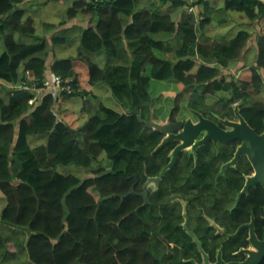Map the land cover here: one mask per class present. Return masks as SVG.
I'll use <instances>...</instances> for the list:
<instances>
[{"label": "trees", "instance_id": "16d2710c", "mask_svg": "<svg viewBox=\"0 0 264 264\" xmlns=\"http://www.w3.org/2000/svg\"><path fill=\"white\" fill-rule=\"evenodd\" d=\"M3 1L0 6L3 4V9L7 7L6 11L0 13V44H3L4 48L0 54V86L9 91V99L5 102L0 98V221L4 225L7 224L9 233L0 234V264H154V256L167 254L168 250L164 242H160L159 236L169 238L170 234L164 226L157 228V244L154 246V237L151 243L148 242L147 238L154 230V221L156 222L154 211L151 204L144 206L145 208L141 206L144 203L142 198L127 196L133 181V178L129 177L134 174L158 175L169 161L172 146H167L168 151L166 146L156 151L164 139L163 133L147 128L132 109H137L146 117L144 119H149L150 114L154 113L156 122L166 124L170 118L174 122L187 119L193 115V111L206 116L216 112L233 118V105L239 104L240 112L249 124L255 129L258 128V132H263L264 102L252 100L250 92L253 90L260 94L264 90V24L256 40L258 59L256 65L250 69V79L239 80L232 77L229 80L227 73L233 70L239 61L243 63L244 51L252 35L247 30H241L234 39L209 45V38L205 35L206 26H202L210 21L208 15L213 9L206 0L193 1V6H197L199 11V7L205 5L208 15L207 19L199 24L202 26L197 25L195 17L187 13L180 23L174 22L169 15L168 19L167 15H161V12L156 10L152 12V17L148 11L137 10L139 0H135V3L134 0H104L94 3L77 0L75 6H70L66 11L65 17L68 18H64L62 23L76 18L80 12L89 13L92 19H97L99 23L96 22L95 27L81 30V53L77 57L57 59L54 61L55 65L52 64L49 68L46 56L49 51L47 33L55 24L53 27L52 24H46V32L42 34L35 24L32 25L31 19L24 21L22 18L24 11L18 8V5L24 0ZM182 1L173 0L172 3L175 6L182 4L185 9L188 4ZM82 8L85 9L84 12ZM223 8L226 11L243 13L248 19H252V22L264 21V2L261 0H224ZM162 16L167 19H162ZM142 18L146 20L143 21ZM17 24L20 26L16 29ZM22 38L31 41L24 43ZM68 39L59 40L55 37L53 40L56 44L51 41L52 45H60ZM97 40H103L101 44L105 48H100L101 44ZM166 42L171 46L166 48L173 52L171 57L160 52ZM21 46H25L26 50L23 48L22 51ZM125 46L135 48L131 57L124 52ZM119 47L123 55L120 54ZM103 49L106 50L105 54H108L106 60L108 59L110 64L106 63L105 69L96 64L90 56ZM120 58H126L127 63H121ZM71 59L75 61V66ZM39 60L44 62H38ZM80 67L82 69H79ZM30 70L32 77L29 78ZM49 73L53 76L74 78L75 83H81L79 85L85 93L65 94L67 104L59 112L55 110L59 97L54 92L43 94L39 103L36 102L39 105L33 106L29 103L33 96L29 92L17 91L15 96L10 94V89L14 85H21L23 80L30 83L34 82V78L42 81ZM152 80L168 81L171 88L176 85L177 91L170 93L171 99L165 97L166 93L161 95L166 104L168 101L174 102L172 110L167 112L165 117L159 115L155 109L156 98L150 92ZM92 82L96 84L93 86ZM101 83L109 86L112 96L125 112L121 113L122 109L115 105L117 110L102 105L103 117H88L87 104L89 99L94 97L93 88ZM37 85L40 90H45L42 84ZM219 93L229 96L211 103L208 101L210 96ZM44 95L46 97L43 98ZM52 99L56 103H53ZM257 112H261V116ZM258 121L260 122L257 123ZM142 132L145 133L144 136ZM28 135L32 137L30 143ZM78 135H81V140ZM37 137L46 138L47 144L35 148L32 141ZM71 165L78 169L89 168L87 172L94 177L82 180L74 174L65 175L60 171L61 167ZM177 173L178 167L168 171L166 177L169 179L166 178L167 182L164 183L168 185ZM161 187L160 191L163 190V185ZM257 197L259 204L264 206L262 190ZM152 202L153 197L150 198V203ZM258 214L261 215L262 212ZM178 231L177 236L182 238L184 232ZM10 243L14 245L13 251L8 249ZM175 252L179 253L178 250ZM151 254L153 258L150 261Z\"/></svg>", "mask_w": 264, "mask_h": 264}, {"label": "flooded vegetation", "instance_id": "af4514ba", "mask_svg": "<svg viewBox=\"0 0 264 264\" xmlns=\"http://www.w3.org/2000/svg\"><path fill=\"white\" fill-rule=\"evenodd\" d=\"M203 116L211 121H215L216 126H204L203 132L195 139L194 144L206 139L208 132L215 133L217 142L211 139L198 146L196 151L193 150V145L182 150L175 162V164L178 162V166L174 164L171 167L172 169L175 166L178 167V173L172 177V181L168 185L164 182L167 181L166 175L170 171V168L163 177L160 178V175L163 169L171 163L175 147L182 143L176 139H173L167 145L169 147L172 146L169 152L170 161L165 164L158 175L149 176L144 174L141 177V175L134 174L135 176H131L133 178L132 187L127 196L136 195L142 198L144 202L142 206L151 204L156 215V217L154 215L156 219V222L153 223L154 230L151 232V237L147 238L148 242L151 243L153 237H155L154 234L156 233L154 231L157 228L164 226L170 234L169 238L159 236L160 242L163 241L168 247V254H164V257L162 255L160 257L155 255L154 260L156 262L154 264H239L248 259L249 254L247 250L254 249L251 238L256 237L259 241H264V206L259 204L257 197L261 190L264 195V187L260 183L254 185L250 183V179L255 177L256 168L248 154L240 152L237 157L242 147V141L239 139V136L234 137L231 133L240 130L241 127L237 128L236 126L225 124V121L238 122L239 119L235 111L233 118L216 112H211L207 116L203 114ZM189 118L196 123L198 122V119L193 115L187 119ZM187 119L181 121H186ZM252 128L258 134L260 133L254 127ZM184 130L185 126H181L178 130H171L170 133L178 135ZM263 133L264 131L260 134ZM163 135L165 138L167 134L163 133ZM158 177L160 181H152V179ZM162 185L165 187L162 190L163 194L160 191ZM133 189L134 193H132ZM146 193L147 197L144 196ZM155 193H157L158 197ZM154 196L157 198V201ZM151 197L154 198V202L152 203H150ZM162 202L165 204L163 205ZM156 210L158 211L157 213ZM258 212H262V214L259 215ZM157 215L159 218H157ZM174 216L177 218V221ZM173 217L175 220H173ZM180 218L181 220H179ZM180 229L182 232L185 231V237L183 236L184 238L179 239L176 235ZM189 237L194 238L192 240ZM170 239L172 240L171 242H169ZM175 239L177 240L176 242H174ZM138 244L140 247V237ZM156 244L157 240L154 239V246ZM173 248L174 250H178L179 253L174 252ZM205 253L208 263L205 260ZM176 256L177 261L175 260ZM152 258V255H150V261ZM259 264H264V258Z\"/></svg>", "mask_w": 264, "mask_h": 264}, {"label": "rangeland", "instance_id": "374dc122", "mask_svg": "<svg viewBox=\"0 0 264 264\" xmlns=\"http://www.w3.org/2000/svg\"><path fill=\"white\" fill-rule=\"evenodd\" d=\"M45 1V2H44ZM61 1V2H60ZM77 0H43L40 4L38 3V2H36V3H38V4H36V3H33L32 5H29V6H27V9L29 10V11H31L32 13H37V11L39 10L41 13H45V12H49V13H53V15H55L56 16V18L55 19H52V20H54V22H58L59 21V18H60V21H63V19L65 18V14L64 13H66V11H68V10H66V8L68 9L70 6H72V5H74L73 3H75ZM152 2L153 0H148V3L149 2ZM210 1H214V0H208V5H210V7H213V8H217V6H218V4H219V2H217L216 3V1H218V0H215L214 2L216 3V4H212ZM47 2V3H46ZM68 2V3H67ZM87 2L88 3H92L91 1H89V0H87ZM99 2H101V1H99ZM213 2V3H214ZM94 3V2H93ZM45 6H44V5ZM38 5L40 6V7H38ZM51 5V6H50ZM34 6V7H33ZM43 6V7H42ZM50 8H49V7ZM205 5L203 4L202 6H201V8H200V10H201V12H202V14L203 15H205V17L207 16V14H206V11H205V7H204ZM214 6H216V7H214ZM33 7V8H32ZM60 7H62L61 9H60ZM30 8H32V9H30ZM42 9V10H41ZM46 9V10H45ZM51 11H50V10ZM64 9V10H63ZM45 10V11H44ZM59 11V12H58ZM61 11V12H60ZM164 10H162V12H163ZM204 12V13H203ZM230 12V13H229ZM218 13H219V16H218ZM221 13V14H220ZM228 13V14H227ZM237 12H235V11H226L225 9H220V11H219V9L218 10H214L213 9V11L210 13V21H209V23H208V25L207 26H209V27H207L206 28V30H205V32L207 33V34H205L208 38H209V40H207V43L209 44V45H211L212 43H216V42H227V40H230L231 38H230V36L229 35H225L224 36V38L223 37H221L220 35H219V28H222V29H227L229 32L232 30V32H233V36H234V32H235V30H237L238 28H236L235 30L231 27V28H227V24L225 23L229 18L232 20V18H233V16L234 15H231V14H236ZM63 14V15H62ZM213 14V15H212ZM237 14H239V13H237ZM81 15H83L84 16V13H81ZM35 16V15H34ZM61 16V17H60ZM63 16V17H62ZM82 16V17H83ZM184 16V15H183ZM182 16V17H183ZM216 16H218V17H216ZM245 15H241L240 17H241V19L243 20V22L245 23V25H248L249 24V22L251 21V20H249L246 16L244 17ZM58 17V18H57ZM227 17V18H226ZM229 17V18H228ZM214 18V19H213ZM224 18V21H222V19ZM248 19V20H247ZM43 21V22H39V21ZM45 16H41V17H39V18H37L36 19V17H34V18H32L31 19V23L32 24H35L38 28H39V30H40V33H45L46 32V29H45V26H44V22H45ZM217 20H221V21H217ZM226 20V21H225ZM216 21H217V23H218V25L215 27V25H216ZM257 22V23H256ZM256 22H253V24H251L252 26H253V29H252V38H251V40H250V42H249V46H248V48H247V51L245 52V54H244V56H243V61L245 62V65L244 66H239V67H236V68H234L233 70H231V71H229L228 73H227V78L230 80L232 77H234V78H237V79H239V80H243V79H245V80H249L250 79V77H251V73H250V69L252 68V67H254L256 64H255V57L257 56L256 54H257V47L255 46V44H256V42H255V40H257V37L260 35L259 33H260V29L262 28V24H264V21H256ZM60 23V22H59ZM212 23V24H211ZM222 24V25H221ZM43 25V26H42ZM234 25H236V23L234 24ZM220 26V27H219ZM228 26H230V25H228ZM42 27V28H41ZM53 27V26H52ZM37 28V29H38ZM235 28V27H234ZM43 29V30H42ZM246 30L247 28H245V27H242V28H239V30ZM259 29V30H258ZM54 30V28H51L50 30H49V32L50 31H53ZM214 30L218 33L217 35L215 34V32H214ZM234 30V31H233ZM247 31H249V30H247ZM49 33H47V35H48ZM202 34H204V33H202ZM213 35V36H212ZM61 37H65V35L64 34H61L60 35ZM232 36V37H233ZM212 38V39H211ZM230 38V39H229ZM216 39V40H215ZM226 40V41H223V40ZM222 40V41H221ZM22 41H27V42H30L31 40L30 39H27V38H22ZM213 41V42H212ZM53 43H54V41H53ZM55 45V44H54ZM58 46H60V45H58ZM57 45H55V47H54V49H52V51L53 52H58V53H63L64 51H62V50H60V49H62V48H60V47H58ZM76 47H77V49L79 48L78 47V45H75ZM74 47V46H73ZM74 48H72V50H71V52H70V50H68L69 51V54H67V56H65V57H67V58H69V56L70 57H73L74 56V50H73ZM3 50H4V48H3V46L2 45H0V54L3 52ZM73 55H71V54ZM256 53V54H255ZM173 53H170V54H167V56L168 57H171V55H172ZM170 55V56H169ZM57 57V56H56ZM57 58H59V57H57ZM251 62V63H250ZM243 68V69H242ZM241 70V71H240ZM236 71V72H235ZM239 71H240V73H239ZM242 72V73H241ZM263 75H264V72H263ZM28 76L29 77H31L32 76V71H30V74H28ZM39 82H40V80H38L37 81V79H34V83H38L39 84ZM24 83H26L25 81L24 82H22V84H23V87H21V88H19V89H17V90H15L14 91V93H16L17 91H30L29 89L31 88V86H29V85H26V86H24ZM174 85V84H173ZM16 86H20V85H16ZM39 86V85H38ZM176 85L174 86V88H171V84L168 82V81H158V80H152V84H151V88H150V92H151V94H152V96L154 97V98H156V102H155V109H156V111H158L159 112V115H161V116H163V117H165L166 115H167V112H169L170 110H172V107L174 106V102L173 101H168L167 102V104H166V101H165V98L164 99H162V97H161V95L163 94V93H166L165 94V97H168V99H171L170 98V93H174V92H176L177 90H176ZM15 88V87H14ZM37 91H39L40 93H41V98H42V93H47L49 90H46V88H44L43 87V89H45V90H41L40 91V89L37 87ZM44 91V92H43ZM264 91V90H263ZM7 92H9L8 90H5L4 88H2V90H1V88H0V97L1 98H3V99H6L5 97H6V95H7ZM13 91H12V88L10 89V94L12 93ZM34 91H30L29 93H33ZM55 93H56V95L59 97V96H62V97H66L65 96V94H67V93H58V92H56L55 91ZM251 93V99L252 100H254V101H260V102H264V94L263 93H260V94H257L255 91H251L250 92ZM6 94V95H5ZM60 94V95H59ZM5 95V96H4ZM33 95V94H32ZM4 96V97H3ZM224 96H229L228 94H226V93H219V94H217V95H214V96H210L209 97V102L211 103V102H213V101H215V100H218L219 98H221V97H224ZM258 96V97H257ZM263 96V97H262ZM161 97V98H160ZM67 98V97H66ZM261 98V99H260ZM101 99V98H100ZM31 100L32 101H30V103H32L31 105L33 106V105H35L36 104V100L37 99H35L34 98V95L32 96V98H31ZM109 100L110 99H108L107 100V102H106V106H110V108H113V109H115V107H114V104H110L109 103ZM34 102V103H33ZM37 102H38V100H37ZM58 107H55V109H56V111H58L59 112V110H62V109H64L66 106L64 105V104H62V103H58V104H56ZM60 107V108H59ZM157 107H158V109H157ZM58 109V110H57ZM115 110H117V109H115ZM153 115H155L154 113H153ZM191 117V116H190ZM158 122V121H157ZM17 128H19V126L17 125ZM79 136V139L81 140L82 138H81V135H78ZM42 140H46V138H42V137H37L36 138V141H42ZM33 142H35V141H33ZM33 146H37V143L35 142L34 144H33ZM63 167H61V169H62ZM60 169V170H61ZM64 170V172H62ZM80 170V171H79ZM68 173H67V172ZM61 172L63 173V174H65V175H67V174H76V175H85V173H84V170H81V169H78L77 168V170H76V167L75 166H72V168L69 166V167H66V168H63L62 170H61ZM72 172V173H71ZM67 173V174H66ZM0 233L1 234H8L9 233V230H8V228H7V226L6 225H4V224H1V222H0ZM3 235H1V236H3ZM8 249L10 250V251H13V249H14V245L12 244V243H10L9 245H8Z\"/></svg>", "mask_w": 264, "mask_h": 264}, {"label": "crops", "instance_id": "0c3cea01", "mask_svg": "<svg viewBox=\"0 0 264 264\" xmlns=\"http://www.w3.org/2000/svg\"><path fill=\"white\" fill-rule=\"evenodd\" d=\"M30 1V2H29ZM29 1H27V0H25V1H23V3H21L20 5H18V8H20L21 10H23L24 11V14H23V17L22 18H24V21H26V20H28V19H32V18H34V17H36V19L37 18H39L40 16H45V22H44V26L46 25V24H55V27H54V29H55V31L53 30V31H51V32H49V36H48V42H49V51H48V54H47V62H48V66H49V68L52 66V64L54 63V61L55 60H57V59H66L65 58V55L64 54H68L67 52H68V50H70L71 49V47L72 48H74L73 50H74V56L73 57H77L81 52L79 51V48L77 49V47L75 46V45H78V47H79V45H80V43H81V30L82 29H87V28H89V23H91L90 24V27H95L96 26V22H97V19H95V20H93L92 19V16L88 13H85L84 14V16L83 15H81V13L76 17V19L74 18V19H72L73 21H71V20H67L65 23H62V21H60V18H59V21L58 22H54V20H52V19H55L56 18V16L55 15H53V13L51 12V13H49L48 11L47 12H45L44 14L43 13H41L39 10L37 11V13L35 14V13H32L31 11H29L28 9H27V6L28 5H31L32 3H36V2H42L43 0H29ZM261 1H264V0H261ZM28 2V3H27ZM157 2V3H156ZM208 2V1H207ZM218 2H219V4H218V6H217V8H213V7H211L212 9H214V10H218V9H221V8H223L224 7V0H218ZM167 5V6H165V5ZM164 5V6H163ZM174 4H172V2H170V1H163V0H153L152 2H149L148 3V0H139L138 2H137V10L139 11V10H145V11H148V13H149V15L150 16H152L153 17V11H159V12H161V13H163V14H165V15H169V13H171L169 16H171V18L172 19H174L173 21L174 22H176V23H180L182 20H180V19H182V16H183V14H185V13H187L186 12V10L183 8V7H179V6H173ZM26 10V11H25ZM66 10H67V8H66ZM162 10H164L163 12H162ZM31 12V13H30ZM180 12V13H179ZM239 13V12H238ZM65 14V13H64ZM207 14V13H206ZM35 15V16H34ZM231 15H234L233 17L234 18H232V20H227L226 21V24H227V27H229V28H233L234 29V27H236V28H242V27H246V26H248V28L247 29H249L250 28V26H251V24H253L252 23V21H250L249 22V24L248 25H245V23L243 22V20L241 19V15H244V14H231ZM54 16V17H53ZM83 16V17H82ZM89 16V17H88ZM178 17V18H177ZM209 17H210V15H209ZM81 18H82V21H81ZM176 18V19H175ZM80 19V20H79ZM64 20V19H63ZM131 20V19H130ZM234 20V21H233ZM242 20V21H241ZM71 21V22H70ZM80 21V22H79ZM84 21V22H83ZM179 21V22H178ZM241 23H240V22ZM39 22H43V21H39ZM60 22V23H59ZM74 24H73V23ZM232 22L234 23V22H236L237 24L236 25H234V24H232ZM59 23V24H58ZM77 23V24H76ZM79 23V24H78ZM82 23V24H81ZM209 23V22H208ZM208 23H207V25H208ZM241 24V25H240ZM207 25H206V27H205V30H206V28H207ZM218 25V23H217V21H216V25H215V27ZM228 25H230V26H228ZM243 25V26H242ZM238 26V27H237ZM84 27V28H83ZM252 27V26H251ZM57 28V29H56ZM59 28V29H58ZM72 28V29H71ZM74 28H75V30H74ZM239 28L236 30V33H234V36H235V34H237L238 32H240L241 30H239ZM253 28V27H252ZM251 28V29H252ZM80 29V30H79ZM220 30L221 31H219V35L221 36V37H223L224 38V36L225 35H229L230 33H233L232 32V30L229 32L227 29H221L220 28ZM225 30V31H224ZM223 31V34L224 33H226V34H224L223 36H222V34H220L221 32ZM249 31H251L252 32V30H250L249 29ZM62 32V33H61ZM67 32V33H66ZM214 32H215V34L217 35V32L214 30ZM61 34H64L65 35V37H61L60 35ZM232 35L233 34H231L230 36L232 37ZM218 36V35H217ZM233 36V37H234ZM55 37H58V39H63V38H69L68 39V41H70V40H72V42H65V43H63V44H60V46H58V47H60V48H62V49H60V50H62V51H64L63 53H58V52H53L52 51V49H54V47L55 46H53L52 45V41L51 40H53ZM230 37V38H231ZM53 38V39H52ZM229 38V39H230ZM77 39H79V40H77ZM24 43H28L27 41H25ZM68 43V44H67ZM74 47H73V46ZM167 47H171V46H169V44L166 42L165 44H164V46H163V49L160 51L162 54H165V55H167V52L170 54V53H173L171 50H167L166 48ZM133 48H128L127 46L125 47V50H126V53H127V55H128V57H131V54H132V52H133V50H132ZM77 50V51H76ZM104 50V51H103ZM102 51H100V52H97V53H93V54H91L90 56H91V58H92V60L96 63V64H98L101 68H105V66H106V63H107V60L105 59L106 58V54H105V49H103ZM119 50H120V54L121 55H123L124 53H123V51H122V49H121V47H119ZM128 51V52H127ZM53 56V57H52ZM57 56V57H59V58H55V57ZM62 57V58H61ZM64 57V58H63ZM105 57V58H104ZM173 58V57H172ZM55 59V60H54ZM106 60V61H105ZM121 63H127L126 62V60L125 59H121ZM50 64V65H49ZM105 64V65H104ZM242 64L240 63V65H236L235 67H239V66H241ZM244 65H245V62H244ZM243 66V65H242ZM54 77H56V76H53V75H50V73H49V75H48V77H47V79L49 78L51 81H53V79H54ZM52 78V79H51ZM46 79V78H45ZM104 84H97V86L96 87H94L93 88V92H94V97L95 98H98V100L96 101V102H94V100H92V99H94V97H92V98H90V100L92 101V102H90V100H89V102H88V104H87V114H88V117L90 118V117H93V116H95V115H97V116H102L103 117V113H102V110H101V105H105L106 106V102H107V100L108 99H110L109 100V103L112 105V104H114L115 105V107H119V109H122V111H121V113H123V112H125L124 111V108L114 99V97L112 96V92H111V89L109 88V86H107V85H104ZM106 86V87H105ZM0 88H1V90H2V88L3 87H1L0 86ZM106 88V89H105ZM98 91V92H97ZM48 92H54L55 93V91L53 90V88H51ZM95 92H97V93H95ZM35 93V94H34ZM37 93V94H36ZM33 95H34V98L35 99H37L38 101L41 99V93L40 92H38L37 90H36V92H33L32 93ZM38 97V98H37ZM101 98V99H100ZM105 98H107V99H105ZM8 99H9V96L8 95H6V99H4L5 100V102H7L8 101ZM101 100V101H100ZM106 100V101H105ZM112 100L114 101V102H112ZM59 103H62V104H64V105H66L67 104V98L66 97H62V96H59ZM97 105H96V104ZM103 103V104H102ZM90 104V105H89ZM89 105V106H88ZM60 108V107H59ZM135 110H137V109H132V111L135 113ZM129 112H131V111H129ZM139 113V112H138ZM136 114V113H135ZM138 116L139 115H141L140 113L139 114H137ZM142 116V115H141ZM151 116H153V113H151L150 114V117ZM143 117V116H142ZM42 138H44V137H42ZM34 141V140H33ZM35 142H38V141H36L35 140ZM46 143V140H42L41 142H38L37 143V146L40 144V145H42V144H45ZM81 170H84V169H81ZM84 173H85V175H76V176H78L79 178H81L82 180H85V179H87V178H90V177H94V175L93 174H91V173H89V171L88 172H85V170H84ZM73 174V173H72ZM75 175V174H74ZM125 197H127V196H125Z\"/></svg>", "mask_w": 264, "mask_h": 264}, {"label": "water", "instance_id": "95a60500", "mask_svg": "<svg viewBox=\"0 0 264 264\" xmlns=\"http://www.w3.org/2000/svg\"><path fill=\"white\" fill-rule=\"evenodd\" d=\"M136 114H139L137 110H135ZM193 115L198 119V122H194L191 118L187 119L186 121H177L174 122L171 119L166 124H160L156 122L151 116L149 119H144L141 115H139L140 120L146 125L148 128H153L160 132L166 133V137L162 140V142L156 148V151L164 148L167 146L173 139L181 141L182 143L178 145L172 155L173 159L169 165H167L163 171L161 172L160 178L163 177L166 171L171 168L177 158L179 153L184 150L185 148L193 145V150L196 151L197 147L203 144L207 140H214L217 142V138L213 134V132H208V136L203 141L194 144L195 139L203 132L204 126H216L214 121H211L203 116L202 113L198 111H193ZM235 113L238 117V122H231L225 121V124H229L236 127H241L240 130H236L231 133L234 137H240L242 141V147L240 148L239 153H247L250 157L251 161L253 162L256 168L255 177L250 179L251 184L260 183L264 187V133L258 134L249 122L244 118V116L240 112L239 105L235 107ZM181 126H185V130L182 131L178 135L171 134V130H178ZM213 134V135H212ZM160 178L152 179L156 182L160 181ZM253 181V182H252ZM134 189L132 193H134ZM147 197V193L144 194ZM251 243L254 247L253 250H247L249 257L248 259L239 264H259L264 258V242L258 240V238H251ZM205 260L207 262V255L205 253ZM220 262V260H219ZM208 263V262H207Z\"/></svg>", "mask_w": 264, "mask_h": 264}, {"label": "bare ground", "instance_id": "6f19581e", "mask_svg": "<svg viewBox=\"0 0 264 264\" xmlns=\"http://www.w3.org/2000/svg\"><path fill=\"white\" fill-rule=\"evenodd\" d=\"M1 1H3V0H1ZM1 1H0V2H1ZM24 1H25V0H24ZM27 1H29V0H27ZM55 1H56V0H55ZM67 1H68V0H67ZM82 1H83V0H82ZM86 1H87V0H86ZM86 1H85V2H86ZM197 1H198V0H197ZM206 1H208V0H206ZM214 1H215V0H214ZM214 1H213V2H214ZM242 1H243V0H242ZM244 1H245V0H244ZM3 2H4V4H5V1H3ZM21 2H22V1H21ZM29 2H30V1H29ZM44 2H45V1H44ZM60 2H61V1H60ZM107 2H108V1H107ZM115 2H116V1H115ZM135 2H136V1L134 0V3H135ZM150 2H151V1H150ZM165 2H166V1H165ZM170 2H171V1H170ZM172 2H173V0H172ZM182 2H183V1H182ZM210 2H211L212 4H216L218 1H216V3H215V2L213 3L212 1H210ZM14 3H15V2H14ZM17 3H18V2H17ZM17 3H16V4H17ZM19 3H20V2H19ZM27 3H28V2H27ZM38 3L40 4L41 2H38ZM38 3H36V4H38ZM46 3H47V2H46ZM67 3H68V2H67ZM92 3H93V2H92ZM156 3H157V2H156ZM193 3H194V2H193ZM245 3H246V2H245ZM1 4H2V3H1ZM32 4H33V3H32ZM32 4H31V5H32ZM73 4H74V3H73ZM81 4H83V3H81ZM87 4H88V3H87ZM106 4H107V3H106ZM172 4H173V3H172ZM195 4H196V3H195ZM202 4H203V3H202ZM205 4H206V3H205ZM241 4H242V3H241ZM241 4H240V5H241ZM9 5H10V4H9ZM43 5H44V4H43ZM45 5H46V4H45ZM45 5H44V6H45ZM111 5H112V4H111ZM164 5H165V4H164ZM164 5H163V6H164ZM185 5H186V4H185ZM238 5H239V4H238ZM2 6H3V4H2ZM2 6H0V7H1V11H0V13H1L3 10L6 11L5 9H6L7 6H6L4 9H3L4 6H3V7H2ZM11 6H12V5H10V7H11ZM28 6H29V5H28ZM50 6H51V5H50ZM74 6H75V5H74ZM102 6H103V5H102ZM135 6H136V5H135ZM165 6H167V5H165ZM173 6H174V5H173ZM178 6H179V5H178ZM180 6H182V4H181ZM180 6H179V7H180ZM198 6H199V5H198ZM201 6H202V5H201ZM206 6H207V5H206ZM8 7H9V6H8ZM29 7H30V6H29ZM33 7H34V6H33ZM33 7H32V8H33ZM38 7H40V6L38 5ZM42 7H43V6H42ZM48 7H49V6H48ZM93 7H94V6H93ZM133 7H134V6H133ZM182 7H183V6H182ZM209 7H210V5H209ZM214 7H216V6H214ZM237 7H238V6H237ZM239 7H240V6H239ZM14 8H15V7H14ZM14 8H13V9H14ZM32 8H30V9H32ZM49 8H50V7H49ZM61 8H62V7H60V9H61ZM71 8H72V7H71ZM87 8H88V7H87ZM87 8H86V9H87ZM116 8H117V7H116ZM180 8H181V7H180ZM240 8H241V7H240ZM242 8H243V5H242ZM246 8H247V7H246ZM78 9H79V8H78ZM80 9H81V8H80ZM80 9H79V10H80ZM82 9H83V8H82ZM92 9H93V8H92ZM109 9H110V8H109ZM134 9H135V8H133V10H134ZM181 9H182V8H181ZM199 9H200V7H199ZM221 9H224V8H221ZM255 9H256V8H255ZM11 10H12V9H11ZM41 10H42V9H41ZM45 10H46V9H45ZM45 10H44V11H45ZM49 10H50V9H49ZM63 10H64V9H63ZM67 10H68V9H67ZM79 10H78V11H79ZM84 10H85V9H83L82 12H84ZM107 10H108V8H107ZM117 10H118V9H117ZM117 10H116V12H118ZM182 10H183V9H182ZM208 10H209V9H208ZM211 10H212V9H211ZM19 11H20V10H19ZM25 11H26V10H25ZM50 11H51V10H50ZM134 11H135V10H134ZM183 11H184V10H183ZM219 11H220V9H219ZM58 12H59V11H58ZM60 12H61V11H60ZM85 12H86V11H85ZM100 12H101V11H100ZM103 12H104V10H103ZM106 12H107V11H106ZM235 12H237V11H235ZM243 12H244V11H243ZM3 13H4V12H3ZM9 13H10V11H9ZM30 13H31V12H30ZM80 13H81V12H80ZM80 13H79V14H80ZM107 13H108V12H107ZM112 13H113V12H112ZM133 13H134V12H133ZM179 13H180V12H179ZM203 13H204V12H203ZM229 13H230V12H229ZM237 13H238V12H237ZM237 13H236V14H237ZM259 13H260V11H259ZM259 13H258V14H259ZM45 14H46V13H45ZM84 14H85V13H84ZM87 14H88V13H87ZM121 14H122V13H121ZM139 14H140V13H139ZM170 14H171V13H169V15H170ZM220 14H221V13H220ZM227 14H228V13H227ZM240 14H241V13H240ZM242 14H243V13H242ZM11 15H12V14H11ZM15 15H16V13H15ZM18 15H19V14H18ZM18 15H17V16H18ZM62 15H63V14H62ZM98 15H99V11H98ZM135 15H136V14H135ZM143 15H144V14H143ZM161 15H163V14L161 13ZM183 15H184V14H183ZM207 15H208V14H207ZM212 15H213V14H212ZM124 16H125V15H124ZM171 16H172V15H171ZM186 16H187V14H186ZM204 16H205V15H204ZM208 16H209V15H208ZM218 16H219V13H218ZM218 16H216V17H218ZM10 17H11V16H10ZM40 17H41V16H40ZM53 17H54V16H53ZM60 17H61V16H60ZM62 17H63V16H62ZM66 17H67V16H66ZM66 17H65V18H66ZM75 17H76V16H75ZM88 17H89V16H88ZM119 17H120V16H119ZM159 17H160V16H159ZM159 17H158V18H159ZM163 17L165 18V16H162V19H163ZM166 17H167L168 19H170L168 15H167ZM184 17H185V16H184ZM187 17H188V16H187ZM244 17H245V16H244ZM18 18H20V17L18 16ZM57 18H58V17H57ZM67 18H68V17H67ZM102 18H103V17H102ZM122 18H125V17H122ZM167 18H165V19H167ZM177 18H178V17H177ZM226 18H227V17H226ZM228 18H229V17H228ZM233 18H234V17H233ZM70 19H71V18H70ZM72 19H73V18H72ZM75 19H76V18H75ZM99 19H100V18H99ZM142 19H143V18H142ZM142 19H141V20H142ZM165 19H164V20H165ZM175 19H176V18H175ZM206 19H207V18H206ZM213 19H214V18H213ZM221 19H222V18H221ZM223 19H224V18H223ZM223 19H222V21H224ZM79 20H80V19H79ZM104 20H105V18H104ZM121 20H123V19H121ZM125 20H126V19H125ZM132 20H133V18H132ZM132 20H131V22H132ZM144 20H146V19H143V21H144ZM151 20H153V18H152ZM173 20H174V19H173ZM180 20H183V18L180 19ZM228 20H231V19L229 18ZM247 20H248V19H247ZM249 20H252V19H249ZM40 21H41V20H40ZM71 21H73V20H71ZM71 21H70V22H71ZM81 21H82V18H81ZM106 21H107V20H106ZM106 21H105V22H106ZM143 21H142V23H144ZM154 21H155V19H154ZM165 21H166V20H165ZM204 21H205V20H204ZM204 21H203V22H204ZM217 21H221V20H217ZM225 21H226V20H225ZM233 21H234V20H233ZM241 21H242V20H241ZM63 22H64V21H63ZM79 22H80V21H79ZM83 22H84V21H83ZM133 22H134V21H133ZM140 22H141V21H140ZM152 22H153V21H152ZM157 22H158V21H157ZM163 22H164V21H163ZM169 22H170V21H169ZM178 22H179V21H178ZM208 22H209V21H208ZM239 22H240V21H239ZM244 22H245V21H244ZM8 23H9V22H8ZM25 23H28V22H25ZM72 23H73V22H72ZM91 23H92V22H91ZM91 23H89V27H90V24H91ZM97 23H99V22L97 21ZM137 23H138V22H137ZM137 23H136V24H137ZM196 23H197V22H196ZM225 23H226V22H225ZM235 23H236V22H234V23L232 22V24H235ZM240 23H241V22H240ZM256 23H257V22H256ZM0 24H1V23H0ZM58 24H59V23H58ZM73 24H74V23H73ZM76 24H77V23H76ZM78 24H79V23H78ZM81 24H82V23H81ZM150 24H151V23H150ZM205 24H206V23H205ZM211 24H212V23H211ZM236 24H237V23H236ZM5 25H6V23H5ZM10 25H11V24H10ZM32 25H33V24H32ZM47 25H48V24H47ZM108 25H109V24H108ZM117 25H118V24H117ZM119 25H120V24H119ZM147 25H149V24H147ZM221 25H222V24H221ZM240 25H241V24H240ZM19 26H20V25H19ZM19 26H18V24H17L16 29H17ZM25 26H26V25H25ZM42 26H43V25H42ZM48 26H49V25H48ZM50 26H51V25H50ZM52 26H53V24H52ZM97 26H100V25H97ZM141 26H142V25H141ZM141 26H140V27H141ZM199 26H202V25H199ZM205 26H206V25H203L202 27L204 28ZM242 26H243V25H242ZM251 26H252V25H251ZM251 26H250V28H249L250 30L253 29V28H252L253 26H252V27H251ZM5 27H6V26H5ZM34 27H35V26H34ZM119 27H120V26H119ZM127 27H129V26H127ZM207 27H209V26H207ZM219 27H220V26H219ZM237 27H238V26H237ZM37 28H38V27H37ZM41 28H42V27H41ZM83 28H84V27H83ZM100 28H101V27H100ZM107 28H108V27H107ZM147 28H148V27H147ZM149 28H150V27H149ZM227 28H228V27H227ZM245 28H248V26H246ZM251 28H252V29H251ZM38 29H39V28H38ZM56 29H57V28H56ZM58 29H59V28H58ZM71 29H72V28H71ZM92 29H93V28H92ZM134 29H136V28H134ZM221 29H222V28H221ZM235 29H236V27L234 28V30H235ZM249 29H246V30H249ZM4 30H5V29H4ZM4 30H3V31H4ZM11 30H13V29H11ZM20 30H21V29L19 28L18 31H20ZM26 30H27V29H26ZM42 30H43V29H42ZM74 30H75V28H74ZM79 30H80V29H79ZM89 30H90V29H89ZM89 30H88V31H89ZM136 30H137V29H136ZM222 30H223V29H222ZM234 30H233V31H234ZM240 30H241V29H240ZM258 30H259V29H258ZM22 31H23V30H22ZM22 31H21V32H22ZM24 31H25V30H24ZM27 31H28V30H27ZM54 31H55V29H54ZM118 31H119V30H118ZM141 31H142V30H141ZM145 31H146V30H145ZM147 31H149V30L147 29ZM198 31H201V30H198ZM202 31H203V30H202ZM219 31H221L220 28H219ZM224 31H225V30H224ZM29 32H30V33H31V32L33 33V31H29ZM89 32H90V31H89ZM89 32H86V33H89ZM95 32H96V31H95ZM249 32H251V31H249ZM61 33H62V32H61ZM66 33H67V32H66ZM91 33H92V32H91ZM96 33H97V32H96ZM100 33H101V32H100ZM102 33H103V32H102ZM200 33H201V32H200ZM234 33H236V30H235ZM238 33H239V32H238ZM1 34H2V33H1ZM4 34H5V33H4ZM11 34H12V33H11ZM23 34H25V33L23 32ZM27 34H28V33H27ZM44 34H45V33H44ZM92 34H93V33H92ZM122 34H123V33H122ZM124 34H125V31H124ZM134 34H135V32H134ZM144 34H146V33H144ZM144 34H143V35H144ZM196 34H197V33H196ZM217 34H218V33H217ZM220 34H222V36H223V35L226 34V33L223 34V31H222ZM231 34H233V33H230L229 36H230ZM259 34H260V33H259ZM13 35H14V34H13ZM34 35H35V34H34ZM97 35H98V34H97ZM143 35H142V36H143ZM235 35H236V34H235ZM43 36H44V35H43ZM47 36H49V35H47ZM84 36H85V35H84ZM93 36H94V35H93ZM212 36H213V35H212ZM232 36H233V35H232ZM4 37H5V36H4ZM90 37H91V36H90ZM134 37H135V35H134ZM136 37H137V36H136ZM201 37H202V35H201ZM225 37H226V36H225ZM230 37H231V36H230ZM235 37H236V36H235ZM235 37H234V38H235ZM87 38H89V36H88ZM91 38H92V37H91ZM95 38H96V37H95ZM121 38H122V35H121ZM132 38H133V36H132ZM157 38H158V37H157ZM157 38H156V39H157ZM197 38H198V37H197ZM234 38L231 37V39H234ZM52 39H53V38H52ZM100 39H103V38H100ZM124 39H125V38H124ZM161 39H162V38H161ZM211 39H212V38H211ZM44 40H45V39H44ZM59 40H61V39H59ZM77 40H79V39H77ZM83 40H84V39H83ZM88 40H90V39H88ZM120 40H121V39H120ZM131 40H132V39H131ZM138 40H139V39H138ZM197 40H198V39H197ZM215 40H216V39H215ZM226 40H227V39H226ZM226 40L224 39L223 41H226ZM41 41H42V40H41ZM41 41H40V42H41ZM47 41H48V39H47ZM53 41H54V40H53ZM92 41H96V40H92ZM97 41H98V40H97ZM102 41H103V40H102ZM102 41H101V42H102ZM121 41H122V40H121ZM221 41H222V40H221ZM227 41H229V40H227ZM98 42H100V41H98ZM101 42H100V44H101ZM123 42H124V41H123ZM128 42H130V41H128ZM204 42H205V41H204ZM212 42H213V41H212ZM255 42H256V44H257V41H256V40H255ZM42 43H43V42H42ZM54 43H55V42H54ZM93 43H94V42H93ZM96 43H97V42H96ZM115 43H116V41H115ZM201 43H202V42H201ZM229 43H230V42H229ZM30 44H31V43H30ZM32 44H33V43H32ZM35 44H36V43H35ZM43 44H44V43H43ZM55 44H56V43H55ZM67 44H68V43H67ZM84 44H85V42H84ZM230 44H231V43H230ZM0 45H3V44H0ZM26 45H27V44H26ZM37 45H40V44H37ZM53 45H54V44H53ZM57 45H58V44H57ZM135 45H136V44H135ZM213 45H214V44H213ZM35 46H36V45H35ZM72 46H73V45H72ZM81 46H82V45H81ZM101 46H103V45L101 44V45H100V48H102ZM106 46H107V45H106ZM137 46H138V45H137ZM146 46H147V45H146ZM197 46H198V45H197ZM226 46H228V45H226ZM24 47H25V46H21V47H20V48L22 49V51H23L24 49L26 50V48H24ZM27 47H28V46H27ZM83 47H84V49H85V46H83ZM95 47H97V45H95ZM103 47H104V46H103ZM125 47H126V46H125ZM134 47H135V46H134ZM5 48H6V47H5ZM23 48H24V49H23ZM48 48H49V47H48ZM48 48H47V49H48ZM93 48H94V47H93ZM100 48H99V49H100ZM104 48H105V47H104ZM128 48H129V47H128ZM130 48H131V46H130ZM132 48H133V47H132ZM137 48H138V47H137ZM21 49H20V50H21ZM134 49H135V48H134ZM134 49H132V50H134ZM71 50H72V47H71ZM71 50H70V52H71ZM124 50H125V49H124ZM136 50H137V49H136ZM36 51H37V50H36ZM76 51H77V50H76ZM86 51H87V50H86ZM88 51H89V50H88ZM96 51H97V49H96ZM103 51H104V50H103ZM115 51H116V49H115ZM168 51H169V50H168ZM42 52H43V51H42ZM124 52H126V51H124ZM127 52H128V51H127ZM26 53H28V55H29V52H28V51H27ZM46 53H48V52H46ZM67 53L69 54V51H68ZM110 53H111V52H110ZM110 53H109V54H110ZM63 54H64V53H63ZM70 54H71V53H70ZM106 54H107V53H106ZM115 54H116V53H115ZM132 54H133V53H132ZM167 54H169V53L167 52ZM255 54H256V53H255ZM28 55H27V57H28ZM64 55L67 56V54H64ZM71 55H72V54H71ZM107 55H108V54H107ZM111 55H112V54H111ZM256 55H257V54H256ZM46 56H47V55H46ZM72 56H73V55H72ZM132 56H133V55H132ZM169 56H170V55H169ZM52 57H53V56H52ZM54 57H55V56H54ZM69 57H70V56H69ZM112 57H113V55H112ZM29 58H30V57H29ZM55 58H56V57H55ZM61 58H62V57H61ZM63 58H64V57H63ZM65 58L68 59L67 57H65ZM104 58H105V57H104ZM115 58H116V57H115ZM255 58H256V57H255ZM31 59H32V57H31ZM105 59H106V58H105ZM123 59H124V58H123ZM125 59H126V58H125ZM256 59H258V57H257ZM256 59H255V60H256ZM21 60H22V59H21ZM35 60H36V59H35ZM43 60H44V59H43ZM43 60H42V61L39 60L38 62H44ZM54 60H55V59H54ZM71 60H72V59H71ZM75 60H76V62H78L76 58H75ZM120 60H121V58H120ZM132 60H133V59H132ZM27 61H28V60H27ZM72 61H73V60H72ZM105 61H106V60H105ZM107 61H108V59H107ZM133 61H134V60H133ZM34 62H35V61H34ZM70 62H71V61H69V63H70ZM74 62H75V61H73V63H74ZM85 62L87 63V61H85ZM128 62H129V61H128ZM239 62H240V61H239ZM27 63H28V62H27ZM27 63H26V64H27ZM29 63H30V61H29ZM58 63H60V62H58ZM78 63H79V62H78ZM86 63H85L84 65H86ZM132 63H133V62H132ZM250 63H251V62H250ZM255 63H256V61H255ZM42 64H43V63H42ZM53 64H54V63H53ZM107 64H109V63L107 62ZM43 65H44V64H43ZM49 65H50V64H49ZM54 65H55V64H54ZM104 65H105V64H104ZM109 65H110V64H109ZM238 65H240V63H239ZM41 66H42V65H41ZM73 66H75V63H74ZM77 66H78V65H77ZM79 66H80V65H79ZM114 66H116V65H114ZM117 66H119V65L117 64ZM123 66H124V65H123ZM105 67H106V66H105ZM228 67H229V66H228ZM37 68H38V67H37ZM43 68H44V67H43ZM52 68H53V67H52ZM69 68H70V67H69ZM74 68H75V67H74ZM32 69H33V68H32ZM62 69H63V68H62ZM79 69H82V68L80 67ZM87 69H88V71H89L90 67H88ZM104 69H105V68H104ZM224 69H225V68H224ZM242 69H243V68H242ZM36 70H37V69H36ZM38 70H39V68H38ZM57 70H58V69H57ZM225 70H226V69H225ZM30 71H31V70H30ZM30 71H29V72H30ZM54 71H55V70H54ZM62 71H63V70H62ZM69 71H70V70H69ZM72 71H73V70H72ZM75 71H76V70H75ZM240 71H241V70H240ZM240 71H239V73H240ZM35 72H36V71L34 70V73H35ZM44 72H45V71H44ZM101 72H102V70H101ZM103 72H104V70H103ZM235 72H236V71H235ZM258 72H259V71H258ZM260 72H262V71L260 70ZM25 73H26V72H25ZM25 73H24L23 76H25V75L27 74V73H26V74H25ZM34 73H33V74H34ZM40 73H41V72H40ZM46 73H47V71H46ZM55 73H56V72H55ZM76 73H77V72H76ZM241 73H242V72H241ZM73 74H74V73H73ZM80 74H81V73H80ZM80 74H79V75H80ZM95 74H96V72H95ZM35 75H36V73H35ZM38 75H40V74H38ZM57 75H58V73H57ZM59 75H61V74H59ZM83 75H84V74H83ZM44 76H45V75H44ZM44 76H43V77H44ZM64 76H66V75H64ZM94 76H95V75H93V77H94ZM26 77H27V76H26ZM31 77H32V76H31ZM33 77H34V75H33ZM89 77H90V75H89ZM93 77H92V78H93ZM99 77H100V76H99ZM29 78H30V77H29ZM46 78H47V76H46ZM34 79H35V78H34ZM51 79H52V78H51ZM78 79H79V78H78ZM99 79H100V78H99ZM263 79H264V78H263ZM82 80H83V79H82ZM93 80H96V79H93ZM93 80H92V81H93ZM31 81H32V80H31ZM37 81H38V80H37ZM96 81H99V80H96ZM96 81H95V82H96ZM23 82H24V80H23ZM75 82H76V81H75ZM78 82H79V81H78ZM95 82H92V85H93ZM39 83H40V82H39ZM83 83H84V81H83ZM98 83H99V82H98ZM79 84H81V83L79 82ZM88 84H89V82H88ZM95 84H96V83H95ZM101 84H102V83H101ZM104 84H105V83H104ZM107 84H108V83H107ZM12 85H13V84H12ZM83 85H84V84H83ZM14 86H15V85H14ZM37 86H38V85H37ZM93 86H94V85H93ZM103 86H104V85H103ZM41 87H42V86H41ZM86 87H88V86H86ZM105 87H106V86H105ZM15 88H16V87H15ZM15 88H14V89H15ZM84 88H85V87H84ZM39 89H40V87H39ZM105 89H106V88H105ZM29 90H30V89H29ZM37 90H38V89H37ZM90 90H91V89H90ZM90 90H89V91H90ZM40 91H41V90H40ZM262 91H263V90H262ZM25 92H26V91H25ZM27 92H28V91H27ZM29 92H30V91H29ZM35 92H36V91H35ZM38 92H39V91H38ZM43 92H44V91H43ZM92 92H93V91H92ZM97 92H98V91H97ZM97 92H95V93H97ZM47 93H48V92H47ZM51 93H52V92H51ZM58 93H59V92H58ZM84 93H85V92H84ZM87 93H88V92H87ZM262 93L264 94V91H263ZM34 94H35V93H34ZM36 94H37V93H36ZM42 94H44V93H42ZM55 94H56V93H55ZM80 94H81V93H80ZM92 94L94 95V93H92ZM5 95H6V94H5ZM5 95H4V96H5ZM7 95H8V94H7ZM13 95H14V94H13ZM30 95H31V93H30ZM59 95H60V94H59ZM4 96H3V97H4ZM14 96H15V95H14ZM47 96H48V95H47ZM53 96H54V95H53ZM79 96H80V95H79ZM85 96H86V95H85ZM31 97H32V96H31ZM44 97H46V96L44 95L43 98H44ZM80 97H81V96H80ZM257 97H258V96H257ZM262 97H263V96H262ZM0 98H1V97H0ZM5 98H6V97H5ZM37 98H38V97H37ZM54 98H55V97H54ZM98 98H99V97H98ZM98 98H97V99H98ZM2 99H3V98H2ZM95 99H96V98H95ZM95 99H92V100H94V102H96ZM105 99H107V98H105ZM260 99H261V98H260ZM10 100H11V99H10ZM56 100H57V99H56ZM56 100H55V101H56ZM89 100H90V99H89ZM52 101H53V99H52ZM100 101H101V100H100ZM105 101H106V100H105ZM36 102H37V100H36ZM90 102H92V101L90 100ZM112 102H114V101L112 100ZM9 103H10V102H9ZM33 103H34V102H33ZM38 103H39V102H38ZM38 103H36V104H38ZM43 103H44V102H43ZM53 103H56V102L53 101ZM31 104H32V103H31ZM56 104H57V103H56ZM95 104H96V103H95ZM102 104H103V103H102ZM38 105H39V104H38ZM42 105H43V104H42ZM51 105H52V104H51ZM51 105H50V106H51ZM89 105H90V104H89ZM89 105H88V106H89ZM96 105H97V104H96ZM31 106H32V105H31ZM36 106H37V105H36ZM40 106H41V105H40ZM233 106H235V105H233ZM241 106H242V105H241ZM101 107H102V105H101ZM105 107H106V106H105ZM109 107H110V106H109ZM0 108H1V107H0ZM37 108H38V107H37ZM108 109H109V108H108ZM242 109H243V108H242ZM0 110H1V109H0ZM32 110H33V109H32ZM55 110H56V109H55ZM57 110H58V109H57ZM38 111H39V110H38ZM253 111H254V110H253ZM255 111H256V110H255ZM257 111H258V110H257ZM29 112H31V111H29ZM229 112H230V111H229ZM33 113H34V112H33ZM35 113H36V112H35ZM54 113H56V112H54ZM227 113H228V112H227ZM227 113H226V114H227ZM242 113H243V112H242ZM244 113H245V112H244ZM257 113L260 114L261 112H257ZM257 113H256V114H257ZM0 114H1V113H0ZM132 114H133V113H132ZM140 114H141V113H140ZM228 114H229V113H228ZM228 114H227V115H228ZM232 114H233V113H232ZM136 115H137V114H136ZM213 115H214V114H213ZM216 115H217V114H216ZM262 115H264V113H263ZM154 116H155V115H154ZM260 116H261V114H260ZM148 117H149V116H148ZM255 117H256V115H255ZM143 118H146V117H143ZM153 118H154V117H153ZM245 118H246V117H245ZM256 118H258V117H256ZM256 118H255V120H257ZM170 119H171V118H170ZM218 119H219V118H218ZM225 119H226V118H225ZM0 120H1V119H0ZM263 120H264V119H263ZM167 121H168V120H167ZM214 122H215V121H214ZM253 122H256V121H253ZM259 122H260V121H258L257 123H259ZM141 123H142V122H141ZM261 124H262V123H261ZM261 124H259V126H261ZM219 125H220V124H219ZM224 125H225V124H224ZM254 125H255V124H254ZM263 125H264V124H263ZM16 127H17V126H16ZM219 127H220V126H219ZM147 128H148V127H147ZM220 128H221V127H220ZM220 128H219V129H220ZM229 128H230V127H229ZM237 128H238V127H237ZM140 129H141V128H140ZM150 129H151V128H150ZM235 129H236V128H235ZM257 129H258V128H257ZM18 130H19V129H18ZM182 130H183V129H182ZM154 131H155V130H154ZM154 131H153V132H154ZM180 131H181V130H180ZM159 132H160V131H159ZM219 132H220V131H219ZM16 133H17V132H16ZM39 133H40V132H39ZM146 133H148V132H146ZM160 133H161V132H160ZM144 134H145V133H144ZM144 134H143V132H142V136H144ZM177 134H178V133H177ZM214 134H215V133H214ZM219 134H220V133H219ZM259 134H260V133H259ZM224 135H225V134H224ZM159 136H160V135H159ZM159 136H158V137H159ZM27 137H30V136L28 135ZM34 137H35V135H34ZM34 137H33V138H34ZM31 138H32V137H30V139H29V143H30V141H31ZM138 138H139V137H138ZM141 138H142V137H140V139H141ZM231 138H232V137H231ZM27 139H28V138H27ZM140 139H137V140H140ZM239 139H240V138H239ZM35 140H36V139H35ZM35 140H34V141H35ZM160 140H161V139H160ZM160 140H159V141H160ZM222 140H223V139H222ZM228 140H229V139H228ZM43 141H44V140H43ZM140 141H141V140H140ZM159 141H158V142H159ZM225 141H226V140H225ZM39 142H41V141H39ZM178 142H179V141H178ZM180 142H181V141H180ZM226 142H227V141H226ZM237 142H238V141H237ZM34 143H35V142L32 141V145H33ZM37 143H38V142H37ZM228 143H229V142H228ZM46 144H47V143H46ZM195 144H196V143H195ZM217 144H218V143H217ZM230 144H231V143H230ZM39 145H40V144H39ZM147 145H148V144H147ZM147 145H146V146H147ZM237 145H239V144H237ZM40 146H41V145H40ZM150 146H151V145H150ZM156 146H157V145H156ZM136 147H137V146H136ZM147 147H148V146H147ZM173 147H174V146H173ZM35 148H37V146H36ZM140 148H141V147H140ZM148 148H149V147H148ZM148 148H146V149H148ZM154 148H155V147H154ZM175 148H176V147H175ZM209 148H210V145H209ZM235 148H236V146H235ZM166 149H167V146H166ZM207 149H208V148H207ZM170 150H171V148H170ZM234 150H235V149H234ZM137 151H138V150H137ZM149 151H150V150H149ZM164 151H165V150H164ZM164 151H163V152H164ZM167 151H168V149H167ZM146 152H147V151H146ZM140 154H141V153H140ZM149 154H150V152H149ZM166 154H167V153H166ZM235 154H236V153H235ZM245 154H246V153H245ZM146 155H147V153H146ZM158 155H159V154H158ZM195 155H196V154H195ZM152 156H153V155H152ZM156 156H157V155H156ZM165 156H166V155H165ZM238 156H239V155H238ZM201 157H203V156L201 155ZM222 157H223V156H222ZM150 158H151V157H150ZM224 158H225V157H224ZM230 158H232V157H230ZM230 158H229V159H230ZM247 158H248V157H247ZM151 159H153V158H151ZM164 159H165V158H164ZM167 159H168V158H167ZM172 159H173V158H172ZM241 159H242V158H241ZM161 160H162V159H161ZM148 161H149V160H147V162H148ZM152 161H153V160H152ZM155 161H156V160H155ZM169 161H170V160H169ZM179 161H180V160H179ZM228 161H229V160H228ZM230 161H231V160H230ZM234 161H235V160H234ZM248 161H249V160H248ZM145 162H146V161H145ZM149 162H150V161H149ZM154 163H155V162H154ZM177 163H178V162H177ZM177 163H176L175 165H177ZM155 164H156V163H155ZM160 164H161V163H160ZM164 164H165V163H164ZM162 165H163V164H162ZM162 165H161V166H162ZM250 165H251V164H250ZM146 166H147V165H146ZM164 166H165V165H164ZM177 166H178V165H177ZM234 166H235V165H234ZM70 167L72 168V165H71ZM175 167H176V166H175ZM65 168H66V167H65ZM79 168H80V167H79ZM124 168H125V167H124ZM140 168H141V167H140ZM158 168H159V167H158ZM160 168H161V167H160ZM60 169H61V168H60ZM62 169H63V168H62ZM62 169H61V170H62ZM85 169H86V168H85ZM87 169H89V168H87ZM87 169L85 170V172H87ZM142 169H143V165H142ZM156 169H157V168H156ZM171 169H172V168H170V170H171ZM61 170H60V171H61ZM76 170H77V168H76ZM125 170H126V169H125ZM158 170H160V169H158ZM222 170H223V169H222ZM57 171H58V170H57ZM79 171H80V170H79ZM62 172H64V170H63ZM66 172H67V171H66ZM123 172H124V171H123ZM155 172H156V171H155ZM158 172H160V171H158ZM67 173H68V172H67ZM67 173H66V174H67ZM71 173H72V172H71ZM125 174H127V173H125ZM156 174H157V172H156ZM156 174H155V175H156ZM172 174H173V173H172ZM172 174H171V175H172ZM67 175H68V174H67ZM75 175H76V174H75ZM120 175H121V174H120ZM64 176H65V175H64ZM130 176H131V175H130ZM134 176H135V175H134ZM67 177H68V176H67ZM141 177H142V175H141ZM131 178H132V177H131ZM166 178L169 179V177H166ZM154 179H155V178H154ZM249 179H250V178H249ZM79 180H80V179H79ZM131 180H132V179H131ZM246 180H247V179H246ZM149 181H150V180H149ZM152 181H153V180H152ZM165 181H166V180H165ZM168 181H169V180H168ZM143 182H144V180H143ZM166 182H167V181H166ZM162 184H163V183H162ZM244 184H245V183H244ZM133 185H134V184H133ZM141 185H143V184H141ZM157 185H158V184H157ZM160 185H161V184H160ZM245 185H246V184H245ZM251 185H252V184H251ZM251 185H250V186H251ZM144 187H145V186H144ZM149 187H150V186H149ZM157 188H158V187H157ZM161 188H162V187H161ZM163 190H164V186H163ZM152 191H153V190H152ZM154 191H155V190H154ZM161 192H162V191H161ZM168 192H169V191H168ZM129 193H130V192H129ZM143 193H144V192H143ZM147 193H148V192H147ZM152 193H153V192H152ZM157 193H158V192H157ZM157 193H155V194H157ZM246 193H247V192H246ZM160 194H161V193H160ZM160 194H159V195H160ZM162 194H163V192H162ZM162 194H161V195H162ZM165 194H166V196H167L166 191H165ZM165 194H164V197H165ZM169 194H170V193H169ZM241 194H242V193H241ZM69 195H70V194H69ZM125 195H126V194H125ZM150 195H152V194H150ZM161 195H160V196H161ZM135 196H136V195H135ZM147 196H148V195H147ZM152 196H153V195H152ZM156 196H157V195H156ZM160 196H159V197H160ZM157 197H158V196H157ZM167 197H168V196H167ZM171 197H172V196H171ZM174 197H175V195H174ZM64 198H65V197H64ZM154 198H155V196H154ZM160 199H161V198H160ZM155 200L157 201V198H155ZM162 200H163V199H162ZM167 200H168V198H167ZM163 201H164V200H163ZM168 201H169V200H168ZM168 201H167V202H168ZM63 202H64V201H63ZM167 202H166V203H167ZM238 202H239V201H238ZM162 203H163V202H162ZM146 204H147V203H146ZM164 204H165V203H163V205H164ZM64 205H65V204H64ZM143 205H144V204H143ZM148 205H149V204H147L146 206H148ZM141 206H142V205H141ZM141 206H139V207H141ZM146 206H145V207H146ZM149 206H150V205H149ZM135 207H136V206H135ZM143 207H144V206H143ZM145 207H144V208H145ZM174 207H175V206H174ZM137 208H138V206H137ZM162 208H163V207H162ZM166 208H167V207H166ZM155 209H156V208H155ZM136 210H137V209H136ZM136 210H135V211H136ZM150 210H151V209H150ZM184 210H185V209H184ZM153 211H154V209H153ZM160 211H161V210H160ZM157 212H158V211L156 210V213H157ZM162 212H163V211H162ZM127 213H128V212H127ZM136 213H137V212H136ZM125 214H126V213H125ZM153 214L155 215V213H153ZM153 214H152V215H153ZM162 214H163V213H162ZM152 215H151V217H152ZM158 215H159V214H158ZM158 215H157V216H158ZM136 216H137V215H136ZM172 216H173V215H172ZM176 216H177V217H180L179 215H176ZM155 217H156V215H155ZM155 217H154V219H155ZM164 217H165V216H164ZM174 217H175V216H174ZM174 217H173V220H175ZM157 218H159V216H158ZM175 218H176V217H175ZM125 219H126V218H125ZM152 219H153V218H152ZM154 219H153V220H154ZM139 220H140V218H139ZM153 220H152V222H153ZM170 220H171V219H170ZM179 220H181V218H180ZM150 221H151V220H150ZM161 221H162V219H161ZM176 221H177V218H176ZM176 221H175V222H176ZM0 222H1V221H0ZM154 222H155V221H154ZM162 222H163V221H162ZM180 222H181V221H180ZM180 222H179V223H180ZM1 224H2V223H1ZM139 224H140V223H139ZM174 224H175V223H174ZM174 224H173V225H174ZM6 225H7V224H6ZM156 225H157V224H156ZM158 225H159V224H158ZM175 225H176V224H175ZM178 225H179V224H178ZM66 226H67V225H66ZM179 226H180V225H179ZM187 227H188V226H187ZM179 228H180V227H179ZM179 228H178V229H179ZM242 228H243V227H242ZM241 230H243V229H241ZM180 231H181V229H180ZM28 232H29V231H28ZM154 232H156V231H154ZM178 232H179V231H178ZM239 232H240V231H239ZM0 234H1V233H0ZM180 234H181V232H180ZM180 234H179V235H180ZM184 234H185V231H184ZM184 234H183V235H184ZM154 235H157V234H154ZM183 235H182V236H183ZM187 235H188V234H187ZM229 235H230V234H229ZM176 236H177V235H176ZM237 236H238V235H237ZM25 237H26V236H25ZM150 237H151V236H150ZM178 237H179V236H178ZM184 237H185V236H184ZM184 237H183V238H184ZM186 237H187V236H186ZM154 238H155V237H154ZM189 238H190V237H189ZM192 238H194V237H192ZM192 238H190V239H192ZM155 239H156V238H155ZM173 239H174V238H173ZM179 239H180V237H179ZM186 240H187V239H186ZM192 240H193V239H192ZM26 241H27V240H26ZM171 241H172V240L170 239L169 242H171ZM176 241H177V240L175 239L174 242H176ZM178 242H179V241H178ZM180 242H181V241H180ZM182 242H184V241L182 240ZM182 242H181V243H182ZM201 242H202V241H201ZM262 242H264V241H262ZM184 243H185V242H184ZM186 243H187V242H186ZM194 243H195V242H194ZM178 244H179V243H178ZM178 244H177V245H178ZM196 244H197V243H196ZM197 245H198V244H197ZM178 246H179V245H178ZM182 247H183V246H182ZM198 247H199V246H198ZM251 247H252V246H251ZM174 248H175V246H174ZM174 248H173V250H174ZM164 250H165V248H164ZM165 251H166V250H165ZM170 251H171V250H170ZM167 252H168V251H167ZM174 252H175V250H174ZM241 252H242V251H241ZM167 254H168V253H167ZM173 254H174V253H173ZM223 254H224V253H223ZM244 254H245V253H244ZM151 255H152V254H151ZM175 255H177V254L175 253ZM241 255H242V253H241ZM157 256H158V255H157ZM162 256H163V254H162ZM166 256H167V255H166ZM182 256H183V254H182ZM184 256H186V255H184ZM204 256H205V255H204ZM158 257H160V256H158ZM163 257H164V256H163ZM154 258H155V257H154ZM166 258H167V257H166ZM159 259H160V258H159ZM246 259H247V258H246ZM162 260H163V258H162ZM165 260H166V259H165ZM175 260H176V261L178 260V259H177V256H176V259H175ZM181 260H182V259H181ZM164 262H165V261H164ZM175 263H176V262H175ZM178 263H179V262H178ZM217 263H218V262H217ZM228 263H229V262H228ZM176 264H177V263H176Z\"/></svg>", "mask_w": 264, "mask_h": 264}, {"label": "built area", "instance_id": "2783aa9c", "mask_svg": "<svg viewBox=\"0 0 264 264\" xmlns=\"http://www.w3.org/2000/svg\"><path fill=\"white\" fill-rule=\"evenodd\" d=\"M91 2H99V1H104V0H89ZM187 3H192L194 0H184ZM195 10V8L192 6L190 8V12H193ZM28 74H30V72H28ZM40 80V79H37ZM26 83H24V86L29 85L31 86L30 91H36L37 90V84L38 83H30L29 81H25ZM42 84L44 88H46V90H50L51 88H53L54 91L59 92V93H67V94H75V93H83L84 90L82 89V87L78 84L75 83L74 78H63L61 76H56L54 77L53 81H51L49 78L47 79H43L42 81L40 80V83ZM14 87H16L14 89ZM12 88V94H14V91L23 87V84H21L20 86H14ZM32 101V100H30ZM31 104V103H30Z\"/></svg>", "mask_w": 264, "mask_h": 264}, {"label": "clouds", "instance_id": "9594fccd", "mask_svg": "<svg viewBox=\"0 0 264 264\" xmlns=\"http://www.w3.org/2000/svg\"><path fill=\"white\" fill-rule=\"evenodd\" d=\"M184 1V0H183ZM185 3H187L186 1H184ZM264 2V1H263ZM188 4V6L185 8V10H186V12H187V14H189V15H193L194 17H195V20H196V22H197V25H199L202 21H204L206 18H207V16L205 17L203 14H202V12H201V10L199 11L198 10V8H197V6H193V2L192 3H187ZM194 7L195 8V10L193 11V12H190V8L191 7ZM253 23V22H252ZM251 33V35H252V32H250ZM233 38V37H232ZM252 38V37H251ZM251 40V39H250ZM250 42V41H249ZM223 43V42H222ZM248 46H249V43H248ZM248 46H247V48H248ZM247 48H246V50H247ZM246 50L244 51V53L246 52ZM243 53V54H244ZM239 63H241V62H239ZM238 63V64H239ZM243 66H244V61H243V63H241ZM234 68H236V67H234ZM14 87V86H13ZM29 103H30V101H29ZM237 105H239V104H236L235 105V107L237 106ZM240 108V107H239ZM234 111H235V109H234ZM194 116V115H193Z\"/></svg>", "mask_w": 264, "mask_h": 264}]
</instances>
